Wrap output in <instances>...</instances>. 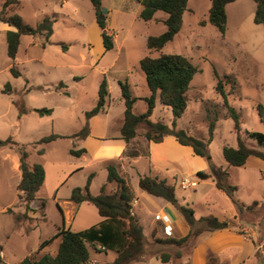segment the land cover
I'll return each instance as SVG.
<instances>
[{
  "label": "rangeland",
  "instance_id": "obj_1",
  "mask_svg": "<svg viewBox=\"0 0 264 264\" xmlns=\"http://www.w3.org/2000/svg\"><path fill=\"white\" fill-rule=\"evenodd\" d=\"M2 1L0 0V11ZM61 1L63 0H19L18 6H13L7 11L9 15L18 14L23 22L30 26H34L45 17L53 19L49 37L52 43L45 42L43 35L21 36L14 61H11L6 54L4 33L8 27L0 22V140L10 137L16 143L25 145L29 164H33L36 160L33 149L38 146L33 144L41 137L50 133L71 135L80 130L85 124L84 113L96 104L98 85L103 78L98 70L88 66L87 56L84 60L79 57V52L84 51L82 44L89 36L88 26L93 17L90 2L66 0L65 5ZM114 2L117 5H129L131 9H134L133 1L114 0ZM209 7V0H189L182 15L180 30L160 51H149L146 48L142 33L144 25L139 19L132 20L128 29L123 27L121 34L128 30L124 38V49L129 59L136 56L143 58L144 56L158 57L161 54H180L194 66L196 72L186 93L187 108L175 120V128L185 130L189 135L207 142L210 162L222 167L224 161L222 148L237 147L234 121L226 116L224 101L239 113L240 140L250 148L263 151V148L258 147L245 132L264 131V122L260 121L259 116V106L264 112V28L253 22L255 4L252 0H236L225 8L227 19L224 34L219 33L209 23L200 24V21L207 20ZM158 15L166 16L160 11ZM164 30L165 26L162 22L152 24L150 27V31L156 34L152 36H157ZM121 34L119 39L122 38ZM54 42H64L68 51L63 52L60 44H54ZM11 68L17 70L20 75L14 77L10 71ZM214 71L223 82L219 91L215 89ZM140 73L142 79V72ZM78 76L81 77L80 80L74 79ZM58 82L65 84V88L56 90L54 87ZM7 83L11 87V92L3 93L2 90ZM143 92H148L146 85L143 89L134 90L137 96H141ZM118 94L119 91L112 85L104 107L105 110L109 107L110 117L114 121L121 118L119 113H122L124 108L123 99L121 98L120 102L117 101ZM18 105H22L27 110L46 108L53 111L50 116H40L32 111L19 113ZM145 108L146 105L142 99L136 100L133 104L135 113H143ZM172 118L171 109L157 102L149 121L161 122L171 128ZM212 119H215L213 137L208 140V123ZM137 129L144 132L142 125ZM74 142L75 140L65 138L58 140L52 148L53 151L48 153L49 158L65 162L68 157V148ZM5 148L10 149L8 146ZM10 150L16 152L15 149ZM1 153L0 208L6 205L15 213L22 212L23 206L14 188L18 178L10 170L9 163L3 161L4 154ZM95 169L97 171L90 182L91 192L106 182V173L99 172L98 167ZM79 175L83 177L84 173L77 174L75 178ZM187 179L198 181L195 176ZM86 181V179H80V182L84 184L81 186L82 189ZM178 183L179 179L172 181V185H175V195L187 202L195 190L194 188L183 190L178 187ZM128 187L139 200L132 205L133 214L139 221L143 218L148 222L154 211L147 207L146 202L144 203L140 196L142 190L135 179H131ZM240 189L239 192H234V198L239 202L243 198L246 202L250 201L246 203L250 205L252 200H259V207L255 209V205L252 206L251 209L255 210L253 209L250 215L257 223L260 222L262 233L264 194L254 190L249 194L244 186ZM46 200V209L43 210L46 222H33L31 218L16 222L13 215L0 213V253L5 263L17 264L26 256L32 255L39 258L42 254L53 255L55 252L57 240L41 251H37L40 240L49 239L56 233L50 221L60 220V204L50 199ZM31 213L29 212L28 215ZM37 213L40 215L39 220L41 219L39 209ZM34 224H38L36 229H33ZM157 243L155 239L145 242L147 246L145 250L152 253L156 248H161L159 249L161 253H169L173 259L176 258L175 251L179 247L160 243L154 248ZM107 254V258L103 253H92L91 257L98 262H103L114 256L113 252Z\"/></svg>",
  "mask_w": 264,
  "mask_h": 264
},
{
  "label": "crops",
  "instance_id": "obj_2",
  "mask_svg": "<svg viewBox=\"0 0 264 264\" xmlns=\"http://www.w3.org/2000/svg\"><path fill=\"white\" fill-rule=\"evenodd\" d=\"M129 1L134 2V9H131L129 5H117L114 0H102L101 11L106 19V28L108 32L112 34L113 48L109 51L104 50L100 35L101 30L96 22L95 14L92 9L93 17L88 26L89 36L84 44H82L84 51L79 52L80 59L84 60L87 56L89 59L88 66L98 70L105 78L108 91L112 85L117 88L119 91L117 101L121 99L120 83H126L132 96L137 97L138 100H141V98L149 94V92H143L141 96L134 94V90L143 89L146 85L144 74L139 67V60L142 57L136 56L133 59L132 57L129 59L124 49V38L128 31H126V29L129 28L132 20H141L139 18V13L142 9L141 5L137 0ZM61 2L62 4H67L66 0ZM230 4L231 3L227 4V6ZM158 12H156L153 19L148 22L141 20L144 25L142 33L145 43L148 36L156 35L150 31L152 24L160 22L163 24V20L166 18V16L163 15L159 16ZM7 27L10 29L9 26ZM123 27L126 28V32L122 35ZM120 34L122 35L121 39L118 38ZM51 43L52 41L49 40L48 44ZM57 43L58 42H54V44ZM61 43L64 44V42H59L58 44ZM67 51L68 49L66 48L63 52ZM140 72H142V79ZM76 78H79L78 80L81 79L80 76L74 79ZM32 109L33 108L26 110L29 112L32 111ZM51 110L53 111V109ZM109 110V107L107 110L103 108L97 115L85 121L88 125V135L85 138H65L75 140L68 148V157L65 162H59L54 158L50 159V155H48V153L53 151L52 148L60 139L42 145V154H38L37 152L41 146L33 149V154L36 157L33 164H40L45 172L43 184L37 192V199L31 203V207L34 211L28 215L33 222H46L45 216L43 218L41 216L42 220H38V218H40L39 213H37L39 209L38 204L40 200H44L46 209V199H50L60 204V220L55 219L50 221L55 232L60 228L77 232L99 224L103 218L98 214L93 204L86 201L76 204L70 201L69 198L74 188H81V186L84 185L83 182H80V179L83 178L87 180L88 176L91 174L95 176L97 171L95 167H98L99 172L106 173L107 180L105 166L109 162L117 165L119 175L126 180L128 185L131 179H135L138 185L140 176H151L163 179L169 185H172V181H177V179H179L178 187L181 188L180 182L183 179L193 176L196 177V173L199 171L208 172V159L196 155L190 146L179 144L173 136H164L159 142L147 141L143 137V133L137 129L136 136L128 142H125L120 137L123 112L119 113L121 118L119 117L114 121L110 117ZM71 149H84V152L79 156H74L69 152ZM1 152L4 154L3 161L9 163L10 170L14 172L18 178L17 183L14 185L17 196L16 186L21 178L19 155L5 147L0 148V154H2ZM221 166L228 173L227 183L235 186V191L239 192L241 190L240 187L244 186L249 194H251L253 190L260 191L264 194V159L251 156L246 160L245 164L239 167L230 166L224 160ZM82 172L84 173L83 177L79 175L78 178H75L77 174ZM197 180L198 181L192 180L196 184L194 187L187 188H194L193 190H195L193 196L189 197L187 202L179 199L175 195L178 206H187L193 210L195 219L194 230H198L196 236L191 238L186 245L179 247L177 251H175V255L179 253V257L174 259L170 257L168 262H161L156 256L161 253V251H159L161 248H156L159 243L154 245L156 249L152 253L145 250L147 247L145 244L140 259L131 264H174V262L177 264H264V226L261 233L260 228L262 226L260 222L257 223L250 215L253 213L254 208L256 209L259 207V200L254 199L250 205H247L250 201L246 202L242 198L239 203L243 205V209L239 210L224 192L216 188L215 182L212 179ZM103 184H106V193H111L116 188L114 182H105ZM101 186L94 188L93 192H91L90 183L89 193L91 195H97ZM174 192L176 193V190H174ZM140 196L144 203L146 202L147 207L154 211L152 218L148 222L143 218L140 221L136 219L138 224L142 227L146 240L145 242L154 241L156 238H165L163 236L161 222L154 220L156 214L164 216L171 224V238L179 239L191 232V227L187 224L176 206L168 203L162 198L151 196L143 190ZM134 197L131 207L139 201L136 196ZM254 202L257 204L251 209L250 206ZM8 208L10 207L6 205L1 207L0 213L11 214L14 219L16 215L24 213V207L23 211L18 213H15L13 209L12 213H7L6 210ZM131 213L133 218H137V216L133 214L132 208ZM213 221L225 224L226 226L214 227ZM32 226H35L33 229H36L38 224ZM42 241L43 240H40L37 246ZM57 241L59 243V240ZM98 247H100V245L97 244L95 245V249H90L88 264L112 262L114 260L116 257L114 251L99 249ZM108 252H113L114 256L103 262H98L91 257L92 253H103L105 258H107ZM0 254L2 255V253Z\"/></svg>",
  "mask_w": 264,
  "mask_h": 264
},
{
  "label": "trees",
  "instance_id": "obj_3",
  "mask_svg": "<svg viewBox=\"0 0 264 264\" xmlns=\"http://www.w3.org/2000/svg\"><path fill=\"white\" fill-rule=\"evenodd\" d=\"M95 14L96 22L101 30V39L105 51L113 48L112 34L106 28L105 17L101 11L102 0H88ZM142 9L139 13V18L148 22L153 19L156 12L160 11L166 14L163 20L165 26L164 32L157 36H148L146 39V48L149 51H160L165 44L170 42L181 28L182 15L187 8L189 0H137ZM236 0H210L207 20L200 21V24L209 23L214 26L219 33L224 34L226 25L227 4ZM255 4L253 22L261 25L264 28V0H252ZM19 0H3L0 11V22L6 24L10 29L4 33L6 43L7 57L14 61L21 36H36L43 35L45 42L49 41L52 32V21L49 17H45L34 26L25 24L18 14L9 15L7 11L18 6ZM61 48L66 50V45L61 43ZM139 67L144 74L145 84L148 89V96L141 98L146 109L143 113L137 114L133 111V104L137 97L132 96L126 83H120L121 98L124 102L123 123L120 128V137L125 142H128L136 136L138 126L144 127L143 137L147 141L159 142L164 136H173L181 145L190 146L193 152L208 159V172L199 171L196 173V178L199 180L212 179L215 182L217 189L224 192L235 204L239 210L243 209V205L234 198L235 186L227 183L228 173L220 166H215L210 162L207 152V142L197 139L185 130L175 128V120L179 118L187 108L186 93L189 89L191 80L196 72L194 66L187 58L180 54H161L158 57L144 56L139 61ZM12 75L17 77L20 73L14 68L10 69ZM213 75L216 79L215 89L219 91L223 82L218 74L214 71ZM65 87L62 82L55 86V89ZM3 93H10L11 87L7 83L2 90ZM109 95L108 86L103 77L97 89V101L95 106L84 113L85 121L92 116L97 115L105 106ZM159 102L172 111L173 118L171 128L161 122H151L149 117ZM226 111V116L234 121V131L237 134V147L224 146L222 148V156L230 166H242L246 160L253 156L264 159V131L263 132H245L246 136L254 140L258 147L263 148V151H258L246 146L239 138L240 132V116L239 113L230 106L227 102H223ZM19 113H26L27 110L22 105H18ZM33 112L40 116L50 115L51 109L34 108ZM262 107L259 106L260 121L264 122V114ZM215 119L208 123V140L213 137ZM88 135V125L85 122L83 127L72 135H58L50 133L41 137L33 145L41 146L37 152L43 153L42 145H45L56 139L64 138H85ZM8 146L10 149H15L19 155V169L21 178L16 186L18 192V200L24 207V213L15 216V221L20 222L28 220L29 212H33L31 203L37 199V192L43 184L45 172L40 164L30 165L28 162V152L25 145H20L13 141L10 137L0 140V148ZM71 155L79 156L84 152V149L70 150ZM107 183L114 182L116 188L111 193H106V184L100 187L97 195L89 193V184L94 174L88 176L84 188H74L71 192L69 200L79 204L81 202H89L93 204L98 214L103 220L85 230L71 231L69 229L60 228L52 237L43 240L37 251H41L45 246L51 244L54 240H59L57 250L54 255L44 254L39 258L35 256H26L17 264H88L90 249H95V245H100L105 250L114 251L116 257L112 262L98 264H131L140 259L144 251L145 236L142 227L138 224L136 218L131 213V203L134 200V195L131 193L128 183L121 177L117 171V165L109 162L106 164ZM138 186L147 194L159 197L168 203L176 206L179 212L184 217L187 224L191 227V232L186 236L174 239L171 237L159 239L155 242L165 245H175L182 247L186 245L191 238L196 236L198 230H194L195 219L193 210L187 206L176 203L174 187L166 183L163 179L151 176H140ZM257 203L254 202L250 208ZM45 208L44 200H40L39 210L42 218L44 217L43 210ZM7 213H12L8 208ZM161 262L170 260L169 253H159L156 255ZM179 257V253L176 254ZM0 264H6L0 254ZM174 264H177L174 262Z\"/></svg>",
  "mask_w": 264,
  "mask_h": 264
},
{
  "label": "built area",
  "instance_id": "obj_4",
  "mask_svg": "<svg viewBox=\"0 0 264 264\" xmlns=\"http://www.w3.org/2000/svg\"><path fill=\"white\" fill-rule=\"evenodd\" d=\"M196 184L194 181L188 180V179H183L180 182V187L182 189H187L190 187H194ZM154 220L155 221H159L162 224V231H163V236L165 238L171 237L172 235V227L171 224L168 222L167 218H165L164 216H161L160 214H156L154 216ZM99 249H103V247H98Z\"/></svg>",
  "mask_w": 264,
  "mask_h": 264
},
{
  "label": "water",
  "instance_id": "obj_5",
  "mask_svg": "<svg viewBox=\"0 0 264 264\" xmlns=\"http://www.w3.org/2000/svg\"><path fill=\"white\" fill-rule=\"evenodd\" d=\"M100 17H103V15H101ZM133 217H131L130 219H132ZM226 226L225 224H220V223H218L217 221H213V226L214 227H220V226Z\"/></svg>",
  "mask_w": 264,
  "mask_h": 264
}]
</instances>
